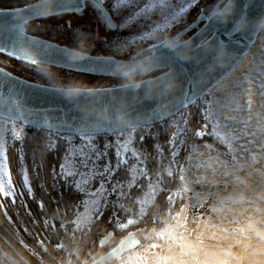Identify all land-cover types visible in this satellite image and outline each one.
I'll list each match as a JSON object with an SVG mask.
<instances>
[{"label": "rangeland", "instance_id": "374dc122", "mask_svg": "<svg viewBox=\"0 0 264 264\" xmlns=\"http://www.w3.org/2000/svg\"><path fill=\"white\" fill-rule=\"evenodd\" d=\"M221 1L137 0L134 6L122 8L117 14L112 11L113 0H106L104 6L112 17L111 22L117 27H110L102 11L90 4L79 13L51 16L40 22L77 26L93 16L97 39L92 51L99 52V41L115 39L114 44L107 47V56L133 60L137 57L132 53L163 43L162 39L156 38L157 34L176 37L177 45L190 40L210 20L213 8L219 10L224 6V2L219 5ZM137 9L140 15L131 16ZM199 20L198 26L193 27ZM35 23L28 26L30 31ZM157 27L162 30H156ZM145 34L148 38L142 39ZM48 40L69 48L77 47L66 45L60 39ZM120 46H125L128 51L118 56ZM0 66L25 80L55 87L53 80L39 78L40 72L29 64L0 54ZM54 70L59 74L67 73ZM59 80L68 84L63 78ZM78 80L93 88L122 85L119 79L108 81L81 77ZM194 118L200 119V127L194 131L197 142L190 145L183 155L188 125ZM202 124L214 128L215 136L207 132L202 133V138L198 137L196 133ZM171 125L174 129L169 142L171 156L161 164L159 177H151L146 163L143 170H125L129 179L120 181L115 193L121 197L128 189L140 186L143 181L148 182L140 186L142 196L137 200L138 213L121 224L120 229L126 230L146 215L148 207L162 192L161 177L173 178L174 173H178L179 186L169 194L171 206L166 219L149 240L139 235L144 242L142 248L114 264H264V27L241 65L213 86L202 99L172 118ZM11 130L20 133L22 127L6 119L0 120V137L7 145L8 159L10 150L19 151L18 143L9 140ZM123 135L129 153L134 151L146 162L135 146L139 130H128ZM47 138L50 139L49 144L58 140ZM68 140L71 141L70 138ZM92 145L99 151L105 150L98 143ZM173 149L176 150L175 156L172 155ZM111 154L114 155L111 162L115 165V152L107 149V155ZM122 155L130 158L127 153ZM106 159L109 160L106 157L99 161L101 166ZM23 160L18 159L20 175H26L31 184ZM12 181L14 185L18 182L13 175ZM18 183L21 185V180ZM75 189L82 195L77 207L75 229L82 232L89 228L97 211L102 210L103 204L108 203L113 194L93 199ZM176 206L177 212L173 216Z\"/></svg>", "mask_w": 264, "mask_h": 264}, {"label": "water", "instance_id": "95a60500", "mask_svg": "<svg viewBox=\"0 0 264 264\" xmlns=\"http://www.w3.org/2000/svg\"><path fill=\"white\" fill-rule=\"evenodd\" d=\"M63 0H57L62 3ZM225 7H231L233 0H222ZM42 0L29 6L16 10L0 11V44L13 46L18 43V39L24 43L27 41L23 37L11 31L13 26L19 22L14 19L13 14L19 13L20 17L27 15L24 9L30 6H38L36 10L40 16L32 17L25 25V35L29 39L38 41L37 44L29 43V54L41 59L40 64H51L54 68L62 69L71 73L82 74L99 78H114V66L119 60L111 56L93 55L80 63V67H67L68 62L64 54L56 49L69 48L52 42L48 39L33 35L29 32L32 23L41 19L60 14H71V11L56 12L55 3L41 4ZM88 4L97 7L103 13L102 7L91 4L86 0L83 11ZM103 7H105L103 5ZM106 8V7H105ZM221 8V9H222ZM104 14V13H103ZM105 15V14H104ZM107 17H111L107 11ZM264 20V0H235V11L227 22H222L219 17L210 19L197 34L190 40L181 44L182 47L171 48L179 54L184 63L174 67L165 68L164 59L160 52H150L149 49L142 52L154 57L158 66L156 71H163L162 74L152 77L157 87L151 94L141 91L134 93L126 90L122 85L107 88H94V92L81 94L79 97H66L60 91L59 94L43 91L42 89H59L44 84L34 83L20 78L0 66L6 75L3 76V87L6 93L15 95L20 104L28 109H36L43 112L53 122L73 121L79 124V131L84 134H104L111 132H124L146 126L161 123L174 115L185 110L189 104L199 99L218 82L224 79L236 65L247 55L260 32L262 31L261 21ZM197 21L193 27L198 26ZM27 28V29H26ZM199 42L201 47L197 49L195 44ZM3 55V54H1ZM10 58L7 55H3ZM96 57V61H91ZM131 60L133 64L140 59ZM12 59V58H10ZM21 62L17 59H12ZM25 63V62H22ZM32 66L31 63H25ZM60 64V66H57ZM83 64V65H82ZM7 74H11L15 79H9ZM116 79V78H114ZM16 80L22 81L17 85ZM149 82L152 83V80ZM174 83L175 87L169 88L168 84ZM25 84H32V88H25ZM191 89V91H189ZM182 93H188L183 96ZM183 105V106H182ZM160 115H155L156 112ZM19 123V121H14ZM34 128L31 125L24 124ZM113 233H109L101 240V246L110 241ZM143 239L135 232L127 234L120 240L118 245L102 255L92 264H110L119 261L125 255L142 248Z\"/></svg>", "mask_w": 264, "mask_h": 264}, {"label": "trees", "instance_id": "16d2710c", "mask_svg": "<svg viewBox=\"0 0 264 264\" xmlns=\"http://www.w3.org/2000/svg\"><path fill=\"white\" fill-rule=\"evenodd\" d=\"M39 1L41 0H0V11L20 9ZM29 32L46 39H60L66 45L72 46H78L79 41L86 39L93 55H109L107 47L116 41L115 39L99 41L97 46L99 52L92 51L97 39V28L93 16L77 26L46 24L39 20ZM56 74L59 79L63 78L68 83L81 77L118 81L114 78H99L71 72ZM38 75L39 78L48 79L42 74ZM171 122L172 118L155 125L138 128L140 135L137 137L135 146L142 152L151 177H159L161 164L168 161L171 156L169 142L174 131ZM199 122V118H194L188 125L183 155L190 145L197 142L194 131L200 127ZM49 140L47 132L43 130L28 131L24 140L23 161L28 168L33 195L29 197L25 191L22 199L17 197L15 205L4 201L7 213L0 207V244L2 238H5L7 247L18 255V261H15L12 254L8 255L5 259L7 264H87L91 258L98 256L99 241L110 232L117 234L119 241L131 232L146 236V240L155 235L170 209L169 194L179 186L178 173H174L173 178L161 177L162 192L137 224L126 230L120 229L121 224L134 213H138L137 200L142 196L141 187L148 184L147 181L141 182V187L134 186L128 189V192L123 193L121 197L114 193L109 197V202L103 204L100 214L93 219L89 228L79 232L75 229V220L82 195L74 186L66 184L65 180L59 177L54 180V172L60 171L69 146L64 139H58L55 144H49ZM107 157L114 161L113 154ZM18 159L19 151L10 150L11 172L13 179L19 182L21 166ZM128 179L129 175L125 169H119L112 178L114 182L128 181ZM18 182H15V186L20 191L22 188ZM41 202L44 204L43 210L39 206ZM177 207L173 210V216L177 212Z\"/></svg>", "mask_w": 264, "mask_h": 264}, {"label": "snow or ice", "instance_id": "6c2138e0", "mask_svg": "<svg viewBox=\"0 0 264 264\" xmlns=\"http://www.w3.org/2000/svg\"><path fill=\"white\" fill-rule=\"evenodd\" d=\"M91 4H99L106 18L108 19L110 27H117L116 24L111 22V18L107 17V8L103 7L106 0H88ZM137 0H113L112 11L114 13H119L122 8L128 6H134ZM55 3L56 12L60 11H71L74 13H79L78 9L83 8L86 0H63L62 3H57V0H42L41 4ZM38 6H30L24 9L27 15L20 17L19 13H14V19H18L19 22L13 26L11 31L18 34V37H23L26 43L18 39V43L13 46H4L0 44V54L7 55L12 59L20 60L21 62L31 63L38 66L41 59L37 56L29 54V43L37 44L38 41L34 39H29L25 35V25L28 23L29 19L32 17L40 16V12L36 10ZM140 15V10L131 13V16L135 17ZM215 13L211 14L209 19H214ZM156 30H162L159 27ZM145 34L142 39H147ZM195 39V37L193 38ZM195 47L199 49L201 44L197 42ZM56 49L64 54L66 57L68 55L67 48H61L59 46ZM150 52H160L165 63L164 67H174L177 64L184 63L178 53L171 50L167 43L154 44L149 48ZM97 58L93 57L91 61H96ZM83 65V64H82ZM60 66V64H57ZM67 67H80L81 65H75L71 62L65 64ZM6 75L2 70H0V85L3 84V76ZM9 79H15L11 74H7ZM17 85H20L22 81L16 80ZM151 83V82H149ZM25 88H32V84H25ZM43 91L53 92L56 94L60 93V89L46 88ZM191 91V89H189ZM188 93H182L183 96ZM183 106V105H182ZM155 115L159 116L160 113L157 111ZM6 119L7 121L14 122L19 121L20 124H28L33 126L37 130H43L49 132L54 139H64L66 143L69 142L68 138L71 136H79L83 139L79 148L72 147L65 154L66 162L62 163L60 166V171L58 173L54 172V180L59 177V179L65 180V183L69 186H74L78 190L82 191L85 196L91 197L93 199L100 197L106 198L109 195L116 193L119 181H113L112 177L115 175L121 167H125V170H143L145 164L144 161L140 159L135 152L129 153V148L127 141H118L115 145V155L116 163L112 164L111 160H105L103 166L100 165L99 161L102 158L107 157V149L112 147V145H105L104 151H99L95 148L88 140L87 134L81 133L79 131V124L73 121H59L53 122L46 116L43 112L36 109H28L26 106L20 104L17 97L10 93H6L2 86H0V120ZM218 119V118H217ZM211 132L215 136V129L210 128L207 124H202L201 129L196 133L198 137L202 138V133ZM20 133L14 130L10 131L9 140L18 143L20 141ZM23 146L19 147V158L23 159ZM122 153L129 154L130 158H126ZM172 155H176V150L173 149ZM146 178V175L145 177ZM111 185V187H109ZM21 188L18 191L16 186L12 181V172L9 164V159L7 155V145L2 137H0V207L3 208L5 213H7V208L4 207V201H7L11 205L17 203V197L23 198L25 191L32 197L33 191L31 184L26 175L21 176ZM41 210L44 209L43 202L40 203ZM100 214V211H97ZM11 220L10 217H7Z\"/></svg>", "mask_w": 264, "mask_h": 264}, {"label": "clouds", "instance_id": "9594fccd", "mask_svg": "<svg viewBox=\"0 0 264 264\" xmlns=\"http://www.w3.org/2000/svg\"><path fill=\"white\" fill-rule=\"evenodd\" d=\"M235 11V0H233L231 7H225L222 9L213 8L210 14L215 13L214 18L219 17L222 22H227L229 17L234 14ZM261 27H264V20L261 22ZM157 39H162L164 43H167L171 48H179L182 45H177L175 43L176 37L171 36H161L157 34ZM128 49L125 46H120L117 49L118 56L127 53ZM91 55L90 45L87 40L79 41L76 48L68 50V55L66 60L71 63H80L87 60ZM132 56H140L141 58L137 60L135 64L131 60H119L114 66L113 76L121 81L122 87L126 90L132 91L134 93H139L145 91L149 94L155 90L157 85L151 76L153 71H156L158 66L155 63L154 57L152 55L144 54L142 51H137L132 53ZM114 59H116L114 57ZM40 74L44 75L46 78L53 80L54 86L59 88L66 97L74 98L79 97L81 94L94 92L95 89L86 82L80 80H72L67 85L59 80L57 74L55 73L54 66L51 64H39L35 67ZM152 80V83L149 81ZM168 87L171 89L175 87L174 83H169Z\"/></svg>", "mask_w": 264, "mask_h": 264}, {"label": "built area", "instance_id": "2783aa9c", "mask_svg": "<svg viewBox=\"0 0 264 264\" xmlns=\"http://www.w3.org/2000/svg\"><path fill=\"white\" fill-rule=\"evenodd\" d=\"M196 101L192 102L190 106H192ZM188 106V107H190ZM182 113V112H180ZM180 113L176 114L174 117H177ZM173 117V118H174ZM22 130L20 132V141L18 142V146L20 147L21 145L23 146V149L25 147V137L28 134V131L31 129V127L26 126V125H21ZM123 132H116V133H105V134H98V135H89L88 136V140L91 144L93 143H98L101 144L105 147V145H112V147H109L108 150L110 152H115V145L117 144L118 141L123 142L125 141V137L123 135ZM47 135L49 136V138L54 139L52 137V135L47 132ZM71 139L70 142H68L69 147H75V148H79L81 143L83 142V139L79 136H71L69 137Z\"/></svg>", "mask_w": 264, "mask_h": 264}, {"label": "flooded vegetation", "instance_id": "af4514ba", "mask_svg": "<svg viewBox=\"0 0 264 264\" xmlns=\"http://www.w3.org/2000/svg\"><path fill=\"white\" fill-rule=\"evenodd\" d=\"M92 17V16H89V18ZM163 73V71H158V72H155L153 73L152 75H158ZM111 233V232H110ZM113 233V232H112ZM109 234V233H108ZM107 234V235H108ZM123 239V238H122ZM102 240V239H101ZM121 240V238H120ZM119 239L117 238V234L113 233V236L111 237L110 241H108L105 245L101 246V241H99V244H98V250H99V253H98V256L94 259L91 258V260L87 263V264H92L95 260H97L99 257H101L102 255L108 253L109 251H111L112 249H114L118 243H119ZM20 253V251L18 250V254ZM13 255L15 261H18L17 260V257L18 255H16V253L14 252H11V250L7 247L6 245V239L5 238H2L1 240V244H0V264H7L5 259L8 255ZM128 255V254H127ZM126 255V256H127ZM126 256H124L123 258H125ZM10 257V256H9ZM12 258V257H10ZM121 258V259H123ZM110 264H114V263H110Z\"/></svg>", "mask_w": 264, "mask_h": 264}, {"label": "bare ground", "instance_id": "6f19581e", "mask_svg": "<svg viewBox=\"0 0 264 264\" xmlns=\"http://www.w3.org/2000/svg\"><path fill=\"white\" fill-rule=\"evenodd\" d=\"M244 59H245V57L242 59L241 62H239V63L236 65L235 68H238V67L241 65V63L244 61ZM235 68H234V69H235ZM54 69H58V68H54ZM60 70H62V69H60ZM63 71H65V70H63ZM67 72H68V71H67ZM158 75H160V74L158 73ZM151 76H152V77H155V76H157V75H151ZM190 105H191V104H189V106H190ZM187 108H188V107H187ZM183 111H184V110H183ZM183 111H182V112H183ZM174 116H175V115H174ZM174 116H173V117H174ZM173 117H172V118H173ZM17 124H19V123H17ZM19 125H22V124H19ZM26 126H27V125H26ZM29 127H30V126H29ZM31 129H35V128H32V127H31ZM45 132H47V131H45ZM124 132H126V131H124ZM124 132H123V133H124ZM113 133H116V132H113ZM104 134H105V133H104ZM88 135H92V134H88ZM95 135H98V134H95ZM47 136H48V135H47ZM52 140H54V139H52ZM67 144H68V143H67ZM99 145H101V144H99ZM68 146H69V144H68ZM102 146H103V145H102ZM69 148H71V147H69ZM68 150H69V149H68Z\"/></svg>", "mask_w": 264, "mask_h": 264}]
</instances>
